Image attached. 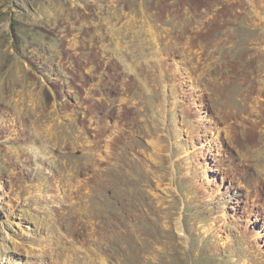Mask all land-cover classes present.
Instances as JSON below:
<instances>
[{
    "label": "rangeland",
    "instance_id": "1",
    "mask_svg": "<svg viewBox=\"0 0 264 264\" xmlns=\"http://www.w3.org/2000/svg\"><path fill=\"white\" fill-rule=\"evenodd\" d=\"M0 264H264V0H0Z\"/></svg>",
    "mask_w": 264,
    "mask_h": 264
},
{
    "label": "bare ground",
    "instance_id": "2",
    "mask_svg": "<svg viewBox=\"0 0 264 264\" xmlns=\"http://www.w3.org/2000/svg\"><path fill=\"white\" fill-rule=\"evenodd\" d=\"M98 164V163H97ZM94 183V182H93ZM92 187H94V185L92 186ZM87 202V201H86ZM88 203V202H87ZM89 205V204H88ZM92 205V204H91ZM94 216V215H93ZM91 217H92V215H91ZM114 236V235H113ZM143 243V242H142ZM96 252V251H95ZM117 260V259H116ZM122 261V260H121Z\"/></svg>",
    "mask_w": 264,
    "mask_h": 264
}]
</instances>
